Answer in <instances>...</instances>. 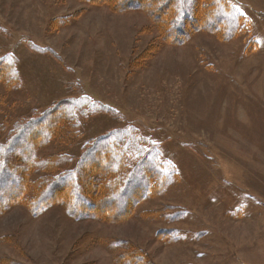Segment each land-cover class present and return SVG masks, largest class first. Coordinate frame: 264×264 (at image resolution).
Instances as JSON below:
<instances>
[{
  "label": "rangeland",
  "instance_id": "374dc122",
  "mask_svg": "<svg viewBox=\"0 0 264 264\" xmlns=\"http://www.w3.org/2000/svg\"><path fill=\"white\" fill-rule=\"evenodd\" d=\"M209 2L189 0L194 20L179 41L169 33L176 10L156 3L0 0V59L14 64L0 69V144L41 116L22 151L6 157L14 166L32 149L37 166L17 178L22 199L0 190V264H264V0H232L248 17L227 39L210 27ZM69 101L78 102L65 120L72 125L33 148ZM125 128L176 170L161 190L151 192L158 178L150 185L139 174L144 194L126 214H113L123 201L99 190L92 198L111 203L93 216L74 217L60 203L34 213L35 185L75 169L87 144Z\"/></svg>",
  "mask_w": 264,
  "mask_h": 264
},
{
  "label": "trees",
  "instance_id": "16d2710c",
  "mask_svg": "<svg viewBox=\"0 0 264 264\" xmlns=\"http://www.w3.org/2000/svg\"><path fill=\"white\" fill-rule=\"evenodd\" d=\"M96 1L101 2V0ZM120 1L121 5L128 9L140 8L141 6H145L149 9L153 7V3H156V5L160 4L163 5L162 8L168 12V15L171 13V10L175 9L176 16L172 19L171 31L169 29V33H174L175 29V36L178 37L176 40L179 41L183 40L185 23H190V20H194L188 11L189 0H152L151 2L141 0L142 3H140L139 0L135 2H128L126 0ZM201 2L202 1L197 2V8H199ZM149 3H151V5ZM176 3L179 5L176 6ZM207 10L211 12L209 18L212 30H219V32H222L223 34L220 36H223L224 39L237 34L236 32L239 31V26L243 23L244 16H242L228 0H210ZM173 16L172 14V17ZM206 25H204V27ZM10 60L12 59L9 57L0 59V69L2 72L6 73L12 69V65L14 64H12ZM82 103L84 109L92 108L88 101L82 100ZM77 105L78 102L69 101V103L63 105V112L62 114L59 113L60 116H57L58 112H56L54 117L50 115L52 121L44 129L46 137L37 143H35V140H31V146L34 148L35 145L46 143L47 138L51 137L52 134L56 135L61 129V126L65 125L64 128H66L72 125L67 123V121L72 115H75L76 111H74V107ZM106 109L108 110V108ZM53 113L52 111L51 114ZM36 119L29 120L22 125L20 124L18 125L19 127L16 126V132H18H15L16 136L14 139L9 138L5 144H0V168L2 169V172H0V190L3 195H8L7 192H9V196L14 195L22 199L21 195L26 192L24 191L25 189L21 187V182H18L17 178L22 177L23 172H27L30 167L37 166L34 160V150L29 149L26 153L20 152L18 158H12L14 166L9 163V159H6V157L13 155V151H22L21 148L17 147L20 146L19 141L22 135L31 130L33 126H40V123H37ZM33 121H35V123H33ZM21 123L23 122L21 121ZM32 141H34V144ZM97 151L98 153H96ZM102 159L105 161L106 166L98 170V163ZM138 159L139 162H136ZM55 161L56 159L44 161L42 165L47 167L51 164V167H53L52 163ZM87 161L91 162L90 170H87L89 169ZM133 161H135V163H133ZM149 161L152 163L153 168L145 171V167ZM29 164L30 167L28 166ZM77 164L78 166L75 169L68 171H66L67 169L62 170L61 172L64 173L60 174V176L57 174L54 176H47L48 181H50L46 187L40 189L41 185L37 188L35 185L32 191V194L35 195L33 196L34 201H32L34 213L38 214L47 207L55 203H60L66 204V206L68 205V209L74 217L82 213L89 216L94 212L100 211L99 209L106 208V203H108V206L111 203H105L104 200L96 201L93 199L94 197L92 198V195L99 190L100 193H112L120 198L119 200L123 201L122 207L114 209L116 213L113 212V214H126L130 205L140 199L139 197H142L144 194V188L140 183H136L135 181L136 176L139 174H146L149 184L151 181L157 180L158 178V184H155L154 188L151 190V192H155V189H162L160 182H166L174 177L176 171L171 167L170 163L162 162L158 150L150 147V144L145 141V138L138 135L133 128L112 130L108 135H103L91 144H87L84 147L83 156L78 160ZM91 170L97 171L99 177L102 179L101 184L97 183L96 178L92 179L90 175ZM136 184L139 185L140 188L137 187ZM100 193L96 195L95 198H99ZM47 198H49L51 202L43 204ZM108 199L109 198H106L105 200ZM40 204L42 206L37 211L35 206L37 207ZM2 209L3 207H0V212Z\"/></svg>",
  "mask_w": 264,
  "mask_h": 264
},
{
  "label": "crops",
  "instance_id": "0c3cea01",
  "mask_svg": "<svg viewBox=\"0 0 264 264\" xmlns=\"http://www.w3.org/2000/svg\"><path fill=\"white\" fill-rule=\"evenodd\" d=\"M231 2H232V0H230ZM233 4H234V2H232ZM236 5V4H235ZM236 7L237 8H239V10L241 11V13H243V16L244 17H248V13H247V11H245V10H243V9H241L238 5H236Z\"/></svg>",
  "mask_w": 264,
  "mask_h": 264
}]
</instances>
